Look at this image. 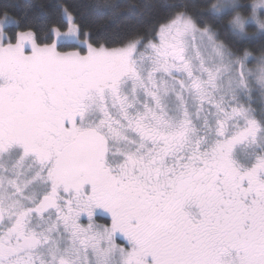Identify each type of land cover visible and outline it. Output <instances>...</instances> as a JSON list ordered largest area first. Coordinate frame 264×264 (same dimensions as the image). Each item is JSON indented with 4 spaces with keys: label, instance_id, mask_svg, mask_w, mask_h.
<instances>
[{
    "label": "snow or ice",
    "instance_id": "6c2138e0",
    "mask_svg": "<svg viewBox=\"0 0 264 264\" xmlns=\"http://www.w3.org/2000/svg\"><path fill=\"white\" fill-rule=\"evenodd\" d=\"M141 7L0 10V264H264V34Z\"/></svg>",
    "mask_w": 264,
    "mask_h": 264
},
{
    "label": "trees",
    "instance_id": "16d2710c",
    "mask_svg": "<svg viewBox=\"0 0 264 264\" xmlns=\"http://www.w3.org/2000/svg\"><path fill=\"white\" fill-rule=\"evenodd\" d=\"M52 0H0V10L7 9L10 14H13L15 17L20 18L23 25L31 24L33 27L37 29L38 34L40 35L41 39H47L46 36L43 35V29L47 24V19L41 15V9L43 7L50 6ZM89 0H68V3L72 6L82 5L88 3ZM101 3L104 0H100ZM110 2L119 3L121 5H128L130 3H137L142 7L139 9L140 12H145V18L154 17L157 14H163L162 9L160 8L161 5H166L173 3L174 0H110ZM189 3H204L205 0H187ZM242 3L247 4V0H241ZM79 11L82 13V23L85 25L86 28L92 29L94 38H102L104 37V31L99 28V25L104 23L103 16H92L89 9L80 8ZM261 15H264L261 13ZM249 30H254L255 25L249 24ZM7 31L8 28L5 27ZM18 30L15 29L13 26L10 29L9 34L11 31ZM232 42V41H230ZM241 47H248L254 53H258L260 50V40L257 38L256 40L247 43L241 44ZM75 45H61L58 46V49L61 51L68 50L69 48H76ZM84 50L81 49L83 53Z\"/></svg>",
    "mask_w": 264,
    "mask_h": 264
},
{
    "label": "clouds",
    "instance_id": "9594fccd",
    "mask_svg": "<svg viewBox=\"0 0 264 264\" xmlns=\"http://www.w3.org/2000/svg\"><path fill=\"white\" fill-rule=\"evenodd\" d=\"M217 0H212V3H216ZM220 3L225 5V7L221 8L220 12L214 13L216 15H223L224 11L228 10V7L235 8L236 11H233L231 16H228L225 19V24L228 25V27H233V21L236 19L237 15L240 16L241 20L243 21L245 30L248 29L249 24L255 25V29L258 34H264V29L260 28V24L257 23V21L264 22V15H261V12L264 11V0H247V7L248 12H240L239 11V4L240 0H220ZM255 11V18H253L252 13ZM234 31H237L239 34L238 29H234ZM251 54L253 56H260L264 54L261 50H259L258 53H254L251 49H249Z\"/></svg>",
    "mask_w": 264,
    "mask_h": 264
},
{
    "label": "rangeland",
    "instance_id": "374dc122",
    "mask_svg": "<svg viewBox=\"0 0 264 264\" xmlns=\"http://www.w3.org/2000/svg\"><path fill=\"white\" fill-rule=\"evenodd\" d=\"M261 13L264 14V11H262ZM61 45H75L77 46L76 48H80L84 50L83 47L79 45L75 40H62L58 43V46H61Z\"/></svg>",
    "mask_w": 264,
    "mask_h": 264
}]
</instances>
